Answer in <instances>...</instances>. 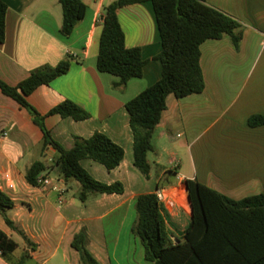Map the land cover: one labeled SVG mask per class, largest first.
<instances>
[{
  "label": "crops",
  "instance_id": "crops-1",
  "mask_svg": "<svg viewBox=\"0 0 264 264\" xmlns=\"http://www.w3.org/2000/svg\"><path fill=\"white\" fill-rule=\"evenodd\" d=\"M2 1L8 12L6 40L0 44V81L17 87L34 70L56 67L71 57L68 74L39 87L27 101L47 116L46 128L64 148L70 149L76 138L102 133L125 151L123 162L111 172L94 161L82 162L97 181L121 183L124 193L80 201L81 185L60 176L58 153L44 146L42 129L0 88V189L15 203L14 209L0 211V229L18 244L10 255L13 263L29 254L25 264H82L73 241L83 233L86 248L99 264H155L146 259L141 240L132 233L140 196L164 191L163 214L176 243L192 214L186 181L197 180L233 200L264 194V126L248 124L251 117L264 116V0H206L242 25V40L238 49L230 37L201 46L205 90L184 99L168 98L153 132L149 178L134 165V136L126 104L162 78L163 66L156 59L162 40L152 2L118 10L126 46L140 48L147 64L142 78L115 89L119 78L101 73L97 61L105 9L119 0H83L85 17L70 37L61 34L60 0ZM66 100L91 118L76 122L48 116ZM37 162L52 177L51 186L28 183L27 172ZM54 186L64 190L63 204ZM4 214L32 245L9 228ZM13 263L0 253V264Z\"/></svg>",
  "mask_w": 264,
  "mask_h": 264
},
{
  "label": "trees",
  "instance_id": "trees-1",
  "mask_svg": "<svg viewBox=\"0 0 264 264\" xmlns=\"http://www.w3.org/2000/svg\"><path fill=\"white\" fill-rule=\"evenodd\" d=\"M150 1L154 5L162 40V52L156 58L162 63V78L126 104L130 126L134 136V165L146 177H150L148 155L154 151L153 132L161 123L167 109V100L173 95L184 99L201 94L205 90L201 67V46L210 40L230 37L239 48L242 25L229 15L210 7L206 0H119L106 7L103 32L100 40L97 68L119 78L115 89L127 86L132 79L144 75L147 61L140 48H128L126 36L120 24L118 10L122 7ZM63 9L61 34L70 37L86 14L83 0H60ZM8 6L0 0V44L6 40ZM71 57L56 67L44 66L34 70L17 87L0 81L4 95L25 108L44 133V146L56 149V167L65 181L75 180L81 185L79 199L88 201L95 195L123 194L121 183L108 185L97 181L84 169L82 162L94 161L109 172L118 168L125 151L108 136L96 133L89 139L76 138L70 149L61 146L45 126L47 116H42L27 97L39 87L49 85L70 71ZM59 115L76 122L86 121L91 115L73 101L66 100L53 108L48 116ZM250 127L264 126V116L249 119ZM43 163H35L27 172V181L38 185V178L46 172ZM191 205V220L176 243L172 241L164 218V208L154 193L137 199L136 222L132 233L145 249V257L155 264H264V194L242 200H233L197 180L186 181ZM15 207L14 201L0 189V211L5 213ZM6 224L28 238L4 214ZM82 264H99L86 248V235L81 233L73 241ZM34 248V246H33ZM18 244L0 229V253L12 262L10 255ZM29 254L18 263L25 264Z\"/></svg>",
  "mask_w": 264,
  "mask_h": 264
},
{
  "label": "built area",
  "instance_id": "built-area-1",
  "mask_svg": "<svg viewBox=\"0 0 264 264\" xmlns=\"http://www.w3.org/2000/svg\"><path fill=\"white\" fill-rule=\"evenodd\" d=\"M9 180V177L7 176V181ZM53 182V179L51 176H48L46 174H42L38 178V185L39 186H51ZM53 189L59 193L60 196V204L64 203V190L59 188L58 186H54ZM157 195V198L159 202L163 205L165 203V194L163 190H159L155 193Z\"/></svg>",
  "mask_w": 264,
  "mask_h": 264
}]
</instances>
